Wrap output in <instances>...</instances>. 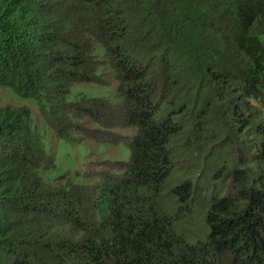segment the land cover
Listing matches in <instances>:
<instances>
[{
  "label": "trees",
  "instance_id": "1",
  "mask_svg": "<svg viewBox=\"0 0 264 264\" xmlns=\"http://www.w3.org/2000/svg\"><path fill=\"white\" fill-rule=\"evenodd\" d=\"M2 89L0 264H264V0H0Z\"/></svg>",
  "mask_w": 264,
  "mask_h": 264
},
{
  "label": "rangeland",
  "instance_id": "2",
  "mask_svg": "<svg viewBox=\"0 0 264 264\" xmlns=\"http://www.w3.org/2000/svg\"><path fill=\"white\" fill-rule=\"evenodd\" d=\"M77 89L88 90L92 89V86H76L74 91ZM96 90H98V88ZM0 99L3 103H10L12 105H29L34 119L42 123L38 108L34 102L20 100L17 95L6 89L0 91ZM134 132V129L120 131L123 135H132ZM47 147L57 158L58 173H69L70 175H74L78 171L80 174L84 175L86 172H91V181L92 179L95 181L97 173L101 169H104L102 165L105 162L118 160L128 161L131 157L130 148L124 145L100 143L91 138L81 142L68 143L57 140L54 136H49L47 139ZM90 163H92V165H90ZM88 179L90 178L84 177L83 182H88Z\"/></svg>",
  "mask_w": 264,
  "mask_h": 264
}]
</instances>
